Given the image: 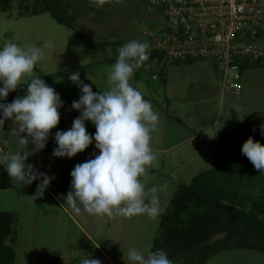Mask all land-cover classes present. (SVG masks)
<instances>
[{
  "label": "rangeland",
  "instance_id": "obj_1",
  "mask_svg": "<svg viewBox=\"0 0 264 264\" xmlns=\"http://www.w3.org/2000/svg\"><path fill=\"white\" fill-rule=\"evenodd\" d=\"M64 4L67 16L74 18L73 29L57 24L47 12L29 13L31 0L12 1L9 10L0 11V46L8 41L22 47L42 46L45 41H52V47L44 49L45 55L34 72L26 75L21 84L36 76L47 77L48 85L64 101L59 109V124L49 134L52 138L60 128H71L80 114L72 109V102L78 101L81 93L68 79L69 75L79 72L80 79L90 84L94 92L108 90V66L115 63L118 49L130 40L146 42L152 28L160 27L159 22L163 21L160 14L141 0H64ZM148 61L141 67L140 76L134 74L130 83L134 87L142 84L144 99L159 113L157 126L151 132L156 159L141 178L146 192L153 186L158 188L157 215L154 218L97 216L83 210L76 213L66 205L65 197L70 190L60 187L71 186L70 173L75 165L98 154L95 142L71 159L37 153L25 164L52 177L42 197L31 199L40 180L24 184L13 179L11 188L0 189V212L14 215L12 232L4 239V245L14 251L12 264H81L90 257L102 264H126L130 248H143L149 241L155 246L161 234L160 219L166 214L171 198L181 185H188L200 173L213 169L221 142L238 153L244 175L252 176L248 182L251 186H247L236 205L250 211L255 201L252 198L256 199L264 190V171L255 169L241 148L249 137L264 145L261 134L264 62L249 63L242 74L243 88L235 93L223 89L220 74L208 60L177 61L169 65L165 59V66L158 59ZM162 70L166 82H153L150 76L161 79ZM146 81L163 85L152 86ZM15 98L0 103H11ZM6 122L0 152L11 154L17 151L16 138L10 135L16 125L11 119ZM86 130L94 134L95 125L86 121ZM33 147L31 143L28 145L29 150ZM0 182H3L1 178ZM150 196L148 192L146 202ZM222 236L217 234L214 238ZM206 264H264V255L248 248L232 249L213 255Z\"/></svg>",
  "mask_w": 264,
  "mask_h": 264
},
{
  "label": "clouds",
  "instance_id": "obj_2",
  "mask_svg": "<svg viewBox=\"0 0 264 264\" xmlns=\"http://www.w3.org/2000/svg\"><path fill=\"white\" fill-rule=\"evenodd\" d=\"M51 47V40L42 46L22 47L13 41L0 46V100L6 99L26 75L34 72L45 55L44 49ZM149 48L145 41L130 40L118 49L115 63L108 66V90L94 92L90 84L80 79L79 72L68 77L81 93L79 100L72 102V109L80 114L71 128L55 133L57 146L53 156L71 159L93 142L98 150L94 158L75 165L70 173L71 190L65 201L76 213L83 210L97 216L147 215L154 218L159 211L158 188L153 186L146 192L141 179L156 159L151 147V132L157 126L159 113L144 99L140 90L142 84L134 87L130 83L135 70L149 60ZM62 106L60 95L38 76L27 84L24 96L16 97L11 103H0V142L5 141V121L11 119L16 127L11 129L10 135L15 136L17 144L14 153L0 152V166L11 178L24 184L41 181L31 197L33 200L44 195L52 177L31 164L26 166L25 162L30 155L46 147L51 130L59 124ZM86 121L95 125L94 134L87 132ZM261 134L264 135V126ZM29 143L34 146L31 150ZM241 153L255 169L264 171V145L259 141L249 137ZM148 192L151 196L146 202ZM81 264L102 262L90 257L83 259ZM126 264H173V261L165 248L153 246L149 241L143 248H130Z\"/></svg>",
  "mask_w": 264,
  "mask_h": 264
},
{
  "label": "trees",
  "instance_id": "obj_3",
  "mask_svg": "<svg viewBox=\"0 0 264 264\" xmlns=\"http://www.w3.org/2000/svg\"><path fill=\"white\" fill-rule=\"evenodd\" d=\"M12 1L15 0H0V11L9 10ZM65 7L64 0H31L29 13L36 15L47 12L57 24L73 29L74 18L67 16ZM149 50V61L166 59L163 52ZM188 60L192 59H185L183 62ZM249 63L242 61V73ZM140 70L141 67L134 72L138 77ZM41 79L48 84L47 77ZM30 81L31 79L10 92L7 102L10 98L24 96ZM63 115L64 113L62 119ZM6 124L5 121L4 127H7ZM56 146L54 138L49 137L46 147L33 155L40 152L53 153ZM217 152L213 169L200 173L190 184L181 185L171 198L166 214L160 219L161 234L154 243L155 246L165 248L173 262L206 264L213 255L232 249L248 248L264 255V190L256 199L252 198L255 201L252 202L250 211L237 208L240 195L247 186H251L248 182L252 176L244 175L245 169L234 149L221 142ZM0 169V178L3 180L0 182V189L11 188L15 178H11L3 166ZM60 189L71 190L70 187L63 186ZM13 222V213L0 212V264H12L14 251L12 247L4 245V239L11 234ZM217 234L223 236L214 238Z\"/></svg>",
  "mask_w": 264,
  "mask_h": 264
},
{
  "label": "built area",
  "instance_id": "obj_4",
  "mask_svg": "<svg viewBox=\"0 0 264 264\" xmlns=\"http://www.w3.org/2000/svg\"><path fill=\"white\" fill-rule=\"evenodd\" d=\"M141 1L163 19L146 38L149 49L170 63L210 61L225 91L242 90V61L264 62V0Z\"/></svg>",
  "mask_w": 264,
  "mask_h": 264
},
{
  "label": "crops",
  "instance_id": "obj_5",
  "mask_svg": "<svg viewBox=\"0 0 264 264\" xmlns=\"http://www.w3.org/2000/svg\"><path fill=\"white\" fill-rule=\"evenodd\" d=\"M191 61H192V60H188V61L181 62V63H188V62H191ZM163 62H164V63H163ZM159 63H160V64H163L164 66L167 64L165 61H162V62L159 61ZM169 65H172V63H170ZM171 68H172V66H171ZM162 75H163V70H162V73H161V75H160V76H161V79L159 78V79L154 80V79H152V76H150V79H151L153 82H155V81H157V80H161V81H163V84H164L166 81L164 80V78H163ZM146 82H147V81H146ZM147 83H148V85L159 86V87H160V85H163V84H160V83H162V82H160V83L158 82V84H156V83L152 84V83H149V81H148ZM152 86H151V87H152ZM143 90L145 91L146 89L143 88ZM152 103H154V102H152ZM168 103H169V102H168ZM175 113H176V112H175ZM162 115H163V116H166V118H167L166 112H165V114H164V112L162 111ZM179 122H180V121H179ZM180 124H182V123L180 122ZM4 129H6V128H4ZM166 149H168V148H166ZM166 149H165V150H166ZM46 153H47V152H46ZM34 157H35V155H33V156L31 155V156L28 157V159H29V158H34ZM92 244L94 245V243H92Z\"/></svg>",
  "mask_w": 264,
  "mask_h": 264
}]
</instances>
